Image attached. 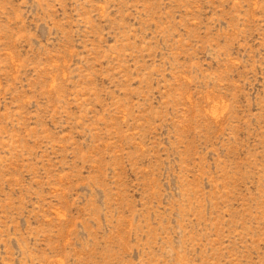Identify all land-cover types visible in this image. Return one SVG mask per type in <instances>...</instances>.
<instances>
[{"label":"rangeland","instance_id":"374dc122","mask_svg":"<svg viewBox=\"0 0 264 264\" xmlns=\"http://www.w3.org/2000/svg\"><path fill=\"white\" fill-rule=\"evenodd\" d=\"M0 264H264V0H0Z\"/></svg>","mask_w":264,"mask_h":264}]
</instances>
